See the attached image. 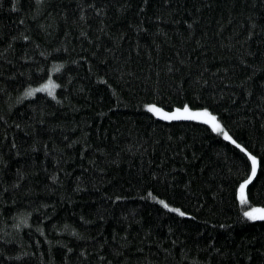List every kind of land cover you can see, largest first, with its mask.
I'll return each instance as SVG.
<instances>
[{
	"label": "trees",
	"instance_id": "16d2710c",
	"mask_svg": "<svg viewBox=\"0 0 264 264\" xmlns=\"http://www.w3.org/2000/svg\"><path fill=\"white\" fill-rule=\"evenodd\" d=\"M253 207L264 0H0V264H264Z\"/></svg>",
	"mask_w": 264,
	"mask_h": 264
},
{
	"label": "rangeland",
	"instance_id": "374dc122",
	"mask_svg": "<svg viewBox=\"0 0 264 264\" xmlns=\"http://www.w3.org/2000/svg\"><path fill=\"white\" fill-rule=\"evenodd\" d=\"M44 87H45V89L50 90L52 88V83L47 82L45 86L39 85L36 89H42L43 90ZM145 108L149 112H151L154 116H156L157 118H161L164 120L193 119V120H197V121L204 122V123L208 124L214 130L213 122L209 119V117H213V116L196 115L197 113H204V112H200V111H187V112H185V111H181V110L166 111V110H163L162 108H160L156 105H152V104L146 105ZM149 109H155L156 111H150ZM173 117H175V118H173ZM215 123L219 124L220 127H219V129L214 130V131L219 132L224 137V133H226V132L223 130L220 122L216 118H215ZM240 188L238 190V197L240 200H242ZM244 198H245V194H243V199ZM256 210H261V212H264V207H253L251 209H248L246 212H252L254 215L258 216L260 213L257 212ZM256 219H259V218H256Z\"/></svg>",
	"mask_w": 264,
	"mask_h": 264
},
{
	"label": "snow or ice",
	"instance_id": "6c2138e0",
	"mask_svg": "<svg viewBox=\"0 0 264 264\" xmlns=\"http://www.w3.org/2000/svg\"><path fill=\"white\" fill-rule=\"evenodd\" d=\"M40 90H42V89H37V91H40ZM149 110L150 111H156L155 109H149ZM184 111L187 112L188 111L187 108H185ZM196 115L208 116V113H206V112L205 113H197ZM173 118H175V117H173ZM209 119L213 122L214 130L219 129L220 126H219V124L215 123V117H209ZM224 138L226 140L229 139V136L227 133H224ZM250 159H252V158L250 157ZM252 164H253V175H254L255 174V164H256V161L254 159H252ZM244 188H245V185H241L240 192H241L242 200H243ZM256 211L260 213L258 216L254 215L252 212H246L245 215L248 216L250 219H256V218L264 219V212H261V210H256Z\"/></svg>",
	"mask_w": 264,
	"mask_h": 264
}]
</instances>
